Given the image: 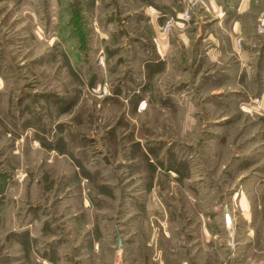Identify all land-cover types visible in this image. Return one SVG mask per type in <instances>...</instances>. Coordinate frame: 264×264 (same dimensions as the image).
Listing matches in <instances>:
<instances>
[{"label": "rangeland", "instance_id": "1", "mask_svg": "<svg viewBox=\"0 0 264 264\" xmlns=\"http://www.w3.org/2000/svg\"><path fill=\"white\" fill-rule=\"evenodd\" d=\"M152 188L264 264V0H0V264H80Z\"/></svg>", "mask_w": 264, "mask_h": 264}, {"label": "crops", "instance_id": "2", "mask_svg": "<svg viewBox=\"0 0 264 264\" xmlns=\"http://www.w3.org/2000/svg\"><path fill=\"white\" fill-rule=\"evenodd\" d=\"M155 190L148 191L143 204L131 205L118 217L115 239L93 238L92 248L85 249L89 254L74 260L91 264V255L96 264H221L218 235L214 231L217 226L206 222L205 209L179 204L176 198L160 203ZM228 211L226 206L224 212ZM102 227L108 230L111 226L109 223ZM59 264L66 262L61 259Z\"/></svg>", "mask_w": 264, "mask_h": 264}, {"label": "built area", "instance_id": "3", "mask_svg": "<svg viewBox=\"0 0 264 264\" xmlns=\"http://www.w3.org/2000/svg\"><path fill=\"white\" fill-rule=\"evenodd\" d=\"M186 13L188 15V12H186ZM186 13L181 15L182 19L185 18ZM224 220H225V224H226L227 228L228 229L232 228V217H231V214L229 213V211L227 213H225ZM231 244H234L233 238H231ZM227 264H229V263H227ZM247 264H262V263H259V262H256V261H252V262H249Z\"/></svg>", "mask_w": 264, "mask_h": 264}]
</instances>
